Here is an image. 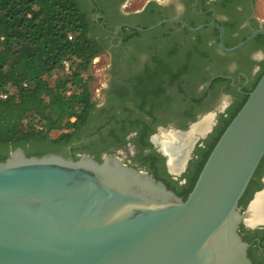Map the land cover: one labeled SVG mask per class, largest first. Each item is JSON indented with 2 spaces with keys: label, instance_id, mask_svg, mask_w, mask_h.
Instances as JSON below:
<instances>
[{
  "label": "water",
  "instance_id": "1",
  "mask_svg": "<svg viewBox=\"0 0 264 264\" xmlns=\"http://www.w3.org/2000/svg\"><path fill=\"white\" fill-rule=\"evenodd\" d=\"M166 23L193 32L216 27L226 53L264 36V29L254 30L228 47L216 20L197 27L175 18L125 26L148 33ZM263 157L264 74L186 200L116 154L99 162L88 153L72 159L16 148L0 162V264H253L239 231L240 202Z\"/></svg>",
  "mask_w": 264,
  "mask_h": 264
},
{
  "label": "flooded vegetation",
  "instance_id": "2",
  "mask_svg": "<svg viewBox=\"0 0 264 264\" xmlns=\"http://www.w3.org/2000/svg\"><path fill=\"white\" fill-rule=\"evenodd\" d=\"M81 1L94 23L92 35L96 37L95 34L102 32L104 37L96 38L113 52L111 80L104 91L106 100L101 108L96 104L94 112V116L98 111L106 115V126L110 125L111 129L106 139L97 144L99 153L89 149L79 154L54 153L72 159L88 153L99 162L116 154L124 164L148 172L187 199L209 151L264 69V63L253 54L258 52L264 57V38L260 37L263 35L239 51L249 50L247 59L250 62L246 60L235 73L221 70L212 74L220 58L212 42L220 54H233L221 50L216 27L193 32L180 23H166L156 30L169 27L172 32L142 50L137 49L135 43L153 31L135 35L125 25L152 26L175 18L197 27L216 20L224 27L226 45L233 47L237 40L246 36L241 31L246 30L250 35L254 30L264 29V23L254 15L258 0H151L140 12L127 11L132 4L130 0ZM94 13L98 20L94 19ZM128 36L131 37L125 41ZM202 124L206 126V135L197 133L191 152L189 148L184 159L178 162L179 167L174 166L170 153L161 146L164 135L186 136L192 126ZM78 144L75 142L71 146L73 152ZM25 151L30 156L40 154L28 148ZM263 192L264 157L240 202L244 219L239 231L250 244L248 253L253 264H264V219L250 222L248 214Z\"/></svg>",
  "mask_w": 264,
  "mask_h": 264
},
{
  "label": "trees",
  "instance_id": "3",
  "mask_svg": "<svg viewBox=\"0 0 264 264\" xmlns=\"http://www.w3.org/2000/svg\"><path fill=\"white\" fill-rule=\"evenodd\" d=\"M93 29L91 15L81 0H0V162L14 149H27L35 142L71 145L92 120L96 103L85 75L94 58L107 49L92 35ZM67 59L73 65L71 73L63 70ZM60 74L62 79L54 84L52 80ZM263 74L264 69L257 83ZM2 94L8 97L2 98ZM55 131L60 135L50 140ZM51 151L53 148L47 153Z\"/></svg>",
  "mask_w": 264,
  "mask_h": 264
},
{
  "label": "rangeland",
  "instance_id": "4",
  "mask_svg": "<svg viewBox=\"0 0 264 264\" xmlns=\"http://www.w3.org/2000/svg\"><path fill=\"white\" fill-rule=\"evenodd\" d=\"M146 2L147 0H134L132 4H130V7L127 8V11H140L145 6ZM254 15L257 17L259 22L264 23V0H258L256 9L254 10ZM168 32H172L169 27H163L159 30L153 31L152 33L146 34L141 37V39H139V42L137 41L134 46L137 49L142 50L147 47H152L154 43L162 40L163 36ZM173 33L176 35V33L178 32ZM248 33L249 32L246 30L241 31V34H243V36L244 34L247 35ZM102 34V32H98L97 34H95V36L104 37V34L103 36H99ZM210 39V41L214 40L212 39V37ZM179 43H181L180 40ZM212 43L215 46L214 48L216 54L218 55V57H220L217 66L212 69V74H215L221 70L228 71L230 74L235 73L241 65L246 64V60H248L247 58L250 55L249 50L222 55L217 51V45L214 42ZM112 53V51H108L106 49L99 56L94 58L92 64L90 65L89 72L85 75L90 86L93 101L98 105L99 108H101L102 104H104L106 100L104 91L107 88L109 81L111 80ZM253 54L255 58L261 59V63H264V57L262 54H258V52H255ZM240 61L243 62L239 63ZM62 77L63 74H60L56 76L54 80H52V82L54 84H58ZM96 114L97 115L92 118L91 123L84 128V130L77 136L76 140L71 145L54 146L51 143L47 142H35L34 144L29 145L28 149L30 151L40 153L47 152L49 149L53 148V151L51 152H60L64 153L65 155H70L71 153L79 154L84 150L86 151V149L91 150L93 153L100 151L99 145L97 144L99 143V141H104V139H106L105 137L108 135V131L111 129V126H106V122L108 120V117L106 115H101L99 111ZM59 135L60 132L55 131L51 133L49 136L50 140H55ZM75 142L79 144L77 145L78 147L74 148L73 152L71 150V146H73ZM115 146L113 147L115 148Z\"/></svg>",
  "mask_w": 264,
  "mask_h": 264
},
{
  "label": "bare ground",
  "instance_id": "5",
  "mask_svg": "<svg viewBox=\"0 0 264 264\" xmlns=\"http://www.w3.org/2000/svg\"><path fill=\"white\" fill-rule=\"evenodd\" d=\"M213 115V114H212ZM214 116V115H213ZM209 121V119H208ZM214 121V120H213ZM206 124V123H205ZM206 129V126L203 124L199 125V127H192L190 130L192 132L188 131V135H181L177 136L176 134H163L165 137L161 141V146L170 153L172 160L175 162L174 166L179 167L180 163L184 157L187 150L191 147H193V143L196 140V134L204 132ZM162 135V136H163ZM159 138V136H158ZM160 139V138H159ZM161 140V139H160ZM191 144V145H190ZM189 149V151H190ZM264 192L260 193L259 197L256 199L252 210L248 214L250 222H258L262 221L264 219L263 212L264 211ZM248 221V220H247Z\"/></svg>",
  "mask_w": 264,
  "mask_h": 264
},
{
  "label": "built area",
  "instance_id": "6",
  "mask_svg": "<svg viewBox=\"0 0 264 264\" xmlns=\"http://www.w3.org/2000/svg\"><path fill=\"white\" fill-rule=\"evenodd\" d=\"M69 38H70V39H73V35L70 34V35H69ZM1 39L4 40L5 37H4V36H1ZM63 70H64V72H66V73H71V72H72V70H73V65H72V62H71L70 60H68V59H67V60H64V62H63ZM69 93H70V92H69ZM1 97L6 99V98L8 97V95H7V94H2ZM72 120L74 121L75 118H73ZM39 128L41 129L42 127L39 126Z\"/></svg>",
  "mask_w": 264,
  "mask_h": 264
},
{
  "label": "crops",
  "instance_id": "7",
  "mask_svg": "<svg viewBox=\"0 0 264 264\" xmlns=\"http://www.w3.org/2000/svg\"><path fill=\"white\" fill-rule=\"evenodd\" d=\"M133 1H134V0H130V2H133ZM150 1H151V0H147L145 6H146V5L148 6V4L150 3ZM145 6H144L140 11H142V10L145 8ZM140 11H137V12H140Z\"/></svg>",
  "mask_w": 264,
  "mask_h": 264
}]
</instances>
